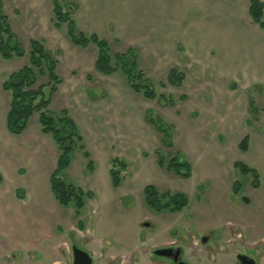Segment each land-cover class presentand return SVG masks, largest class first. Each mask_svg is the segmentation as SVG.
Returning <instances> with one entry per match:
<instances>
[{
	"label": "rangeland",
	"instance_id": "1",
	"mask_svg": "<svg viewBox=\"0 0 264 264\" xmlns=\"http://www.w3.org/2000/svg\"><path fill=\"white\" fill-rule=\"evenodd\" d=\"M0 2V13L7 15L25 51L9 61L0 57V73L27 65L31 39L46 46L62 79L49 112L69 108L93 162L91 173L77 148L62 172L64 182L92 194L78 214L72 205L60 206L64 214L57 241L63 264H70L71 244L78 242H88L97 260L105 242L110 253L124 256L123 264L132 253L138 264H147V257L169 264L148 250L175 242L186 247L194 262L202 256L199 236L212 230L220 239L240 234L245 243L251 230L264 232V30L249 17L248 0H58L71 12L75 33L107 41L113 61L116 53L135 55L136 70L143 74L139 82L147 79L156 94L153 100L132 91L120 70L98 73L97 48L72 44L66 24L54 28L52 0ZM171 70L184 75L181 86L169 84ZM45 83L39 78L38 84ZM40 134L35 114L24 138L53 145L50 136ZM245 137L249 146L241 151L238 143ZM12 151L0 143L1 165L4 160L13 168L20 165L32 149L20 144ZM175 155L189 164V178L167 170ZM113 159L125 165L117 188L109 176L110 168H117ZM234 162L258 173L259 188ZM147 185L159 194H183L188 203L178 212L155 211L144 201ZM19 257L13 252L10 259Z\"/></svg>",
	"mask_w": 264,
	"mask_h": 264
},
{
	"label": "trees",
	"instance_id": "2",
	"mask_svg": "<svg viewBox=\"0 0 264 264\" xmlns=\"http://www.w3.org/2000/svg\"><path fill=\"white\" fill-rule=\"evenodd\" d=\"M52 1L51 21L54 27L59 28L61 24H66L67 35L72 44L81 48H87L89 45H94L97 48L94 68L98 73L109 76L120 70L125 75L127 84L132 91L141 94L148 100L156 98L153 87L147 79L139 82V80H142L143 74L136 70L138 64L133 58L135 55L131 51L116 53L113 61L107 41L100 39L96 34L90 36H85L82 33L76 34L74 22L71 19V12L64 11L57 0ZM263 13L264 0H248V14L251 20L262 30H264ZM24 55L25 51L20 47L8 18L3 13H0V57L9 60L14 57H23ZM57 63L58 61L39 41H29L27 65L11 73L2 84V90L10 94V102L6 114V130L9 134L21 135L26 130L31 117L37 114L41 134L51 137L58 152L55 170L50 175L52 196L58 205L62 207L72 205L75 208V213L78 214L84 206V199L92 198V194L64 182L62 172L69 167L70 156L77 148L82 151L83 157L87 160V169L90 172L93 171V162L90 160V154L85 150L83 137L76 123L68 115L67 111L61 110L56 114L49 112L48 107L52 97L57 92L58 85L62 82L56 72ZM41 77L46 79L45 84H38V80ZM167 80L171 85L178 84L181 86L184 75L171 70ZM164 103L173 106V104L166 101ZM156 123H160V120H157ZM161 123L164 129H169L170 126L166 125L163 120ZM164 129L158 131L163 133L165 132ZM238 148L241 151L248 149L247 137L241 140ZM158 161L162 165L163 159H158ZM112 163L117 168H110V182L113 188H117L120 186L122 180L121 172L124 171L125 165L116 159H113ZM233 166L241 174L251 176L253 187L258 186L259 177L254 169L240 162H235ZM166 168L181 178L187 179L190 177L189 164L177 157V155L169 159ZM143 194L146 205L155 211L178 212L188 203L187 198L183 194L169 192L159 194L153 185L145 186ZM160 199L166 200L161 203Z\"/></svg>",
	"mask_w": 264,
	"mask_h": 264
},
{
	"label": "crops",
	"instance_id": "3",
	"mask_svg": "<svg viewBox=\"0 0 264 264\" xmlns=\"http://www.w3.org/2000/svg\"><path fill=\"white\" fill-rule=\"evenodd\" d=\"M2 6V2H0V7ZM54 28L56 29V27ZM44 47L49 52L47 47ZM50 54L52 55L51 52ZM22 67L14 70L9 69L10 71L7 73L5 72L7 70H3L4 72L0 73V118L4 117L3 124H0V143L12 154L13 147L16 145L22 144V146H29L32 149L31 152L28 151V155L25 153L24 162H20V165L14 168L11 167L9 160H4L3 165L0 164V260H9L6 264H23V262L27 264H63V261L61 262L63 259L59 255L61 246L57 241L59 235L57 228L62 224L64 210L56 203L50 190V175L56 167L57 149L53 141V145L50 142L51 146L49 143L45 144L35 139V137L33 140L25 139L28 125L21 135L9 134L6 130V114L10 94L2 90V84L11 73ZM61 84L62 82L58 86ZM64 107L59 108L58 111L67 110L70 112L68 107ZM71 118L80 131L79 122L73 116ZM3 126L5 129H2ZM17 136L21 137L20 142H17ZM44 136L48 135H41V137ZM43 163L46 166L42 168L41 164ZM93 172L94 169L91 173ZM247 242L250 246L264 244V232L255 233L251 230ZM13 252L20 255L18 260L10 259Z\"/></svg>",
	"mask_w": 264,
	"mask_h": 264
},
{
	"label": "flooded vegetation",
	"instance_id": "4",
	"mask_svg": "<svg viewBox=\"0 0 264 264\" xmlns=\"http://www.w3.org/2000/svg\"><path fill=\"white\" fill-rule=\"evenodd\" d=\"M241 174V173H240ZM243 175V174H242ZM249 176V175H245ZM251 177V176H250ZM238 182H234L232 185V190L235 192V186ZM251 186H252V178H251ZM259 187V180L258 186ZM232 191V192H233ZM246 203H248L247 198H243ZM244 201V202H245ZM165 211V210H164ZM147 224V223H144ZM148 225V224H147ZM144 226V225H143ZM227 232V231H226ZM224 239H220L219 237L214 236L213 230L208 232L206 235H201L198 238L199 249L198 251L201 253V257L196 259V261L190 260L192 256L186 255V247L177 245L174 243H169L168 245H163L161 247L152 248L148 251L151 255L155 257H160L168 261L169 264H248L249 259L254 261V264H264V244H259L258 246H250L247 240L246 243L240 237V234H232ZM181 241H185V239L181 238ZM88 242L85 243H75L71 244L70 247V264H73V248L76 247L84 252H86L90 258L92 259V264H123L124 256L117 253H110L108 251V244L102 242V252L100 253V259L97 260L92 249L87 246ZM83 245L88 250L81 248L79 245ZM198 245V244H197ZM148 251L146 252V256H148ZM203 252V253H202ZM96 258V262L93 263V259ZM137 257L132 254L127 256V260L124 264H138ZM127 262V263H126ZM147 264H158L160 262L147 257Z\"/></svg>",
	"mask_w": 264,
	"mask_h": 264
},
{
	"label": "water",
	"instance_id": "5",
	"mask_svg": "<svg viewBox=\"0 0 264 264\" xmlns=\"http://www.w3.org/2000/svg\"><path fill=\"white\" fill-rule=\"evenodd\" d=\"M144 226H147V224H144ZM72 252H73V261H72L73 264H92V259L86 252L77 249L76 247L73 248ZM248 264H254V261L249 259Z\"/></svg>",
	"mask_w": 264,
	"mask_h": 264
}]
</instances>
